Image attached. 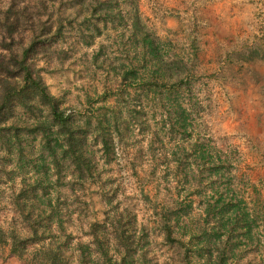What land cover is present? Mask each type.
Returning <instances> with one entry per match:
<instances>
[{
    "label": "rangeland",
    "instance_id": "obj_1",
    "mask_svg": "<svg viewBox=\"0 0 264 264\" xmlns=\"http://www.w3.org/2000/svg\"><path fill=\"white\" fill-rule=\"evenodd\" d=\"M9 7L68 120L12 108L0 227L46 223L11 203L37 183L68 264H264V0H0V21ZM42 244L0 264H39Z\"/></svg>",
    "mask_w": 264,
    "mask_h": 264
},
{
    "label": "trees",
    "instance_id": "obj_2",
    "mask_svg": "<svg viewBox=\"0 0 264 264\" xmlns=\"http://www.w3.org/2000/svg\"><path fill=\"white\" fill-rule=\"evenodd\" d=\"M13 7H9L3 15L2 21H0V132L3 130H10V127H5V123L11 118L12 108L17 105L22 109L30 110L34 101L46 105L49 107L53 120L60 126L64 127L68 118L57 109V104L53 96H51L39 75L35 74L31 70V65L28 64L29 57L35 51V47L41 43L40 35L34 36L28 47L19 49L20 52L13 49L14 36L20 28H24L23 19L25 23L27 21L26 15L21 12H15ZM133 27L138 23L136 17ZM33 32V26H27ZM151 56L155 57V52L151 50ZM153 86H157V83H153ZM68 144L71 146L72 136L68 132ZM54 154V153H52ZM80 159V155L76 157V160ZM45 187H41L37 183L26 184L22 183V187L19 189V193L16 195V199L11 203L15 205L19 210L29 209L24 220L32 222L30 215L36 210L37 216H45L46 223L42 227H38L34 223H30L28 229H30V237L20 238L14 231H5L0 227V250L6 246H9L10 253L16 255L19 258H23L27 254V246L33 244H42L46 238L49 239V243L44 247L40 246L39 252L32 254V258L38 260L39 264H68L64 257V249L68 250V241L60 242L59 238L52 233L53 222V208H51L49 202H44L36 199L38 195H47ZM23 198L22 203L19 200ZM24 204V205H19ZM42 204V205H41ZM30 214V215H29ZM57 229H62L59 225H55ZM166 226V227H165ZM164 226L166 236L170 238V231L167 225ZM105 230V229H104ZM41 232V233H39ZM61 232V231H60ZM95 228L92 231V235L95 237ZM40 235V236H39ZM63 236V235H62ZM82 251L85 252L82 248ZM81 255H83L81 253ZM78 262V260H77ZM78 263L82 264V261ZM222 264V263H220Z\"/></svg>",
    "mask_w": 264,
    "mask_h": 264
}]
</instances>
